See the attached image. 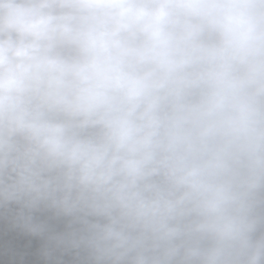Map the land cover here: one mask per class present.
I'll return each mask as SVG.
<instances>
[{
	"label": "clouds",
	"instance_id": "9594fccd",
	"mask_svg": "<svg viewBox=\"0 0 264 264\" xmlns=\"http://www.w3.org/2000/svg\"><path fill=\"white\" fill-rule=\"evenodd\" d=\"M0 264H264V0H0Z\"/></svg>",
	"mask_w": 264,
	"mask_h": 264
}]
</instances>
